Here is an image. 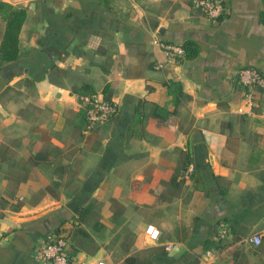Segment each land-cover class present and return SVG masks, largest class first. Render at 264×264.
Segmentation results:
<instances>
[{
    "label": "crops",
    "instance_id": "obj_1",
    "mask_svg": "<svg viewBox=\"0 0 264 264\" xmlns=\"http://www.w3.org/2000/svg\"><path fill=\"white\" fill-rule=\"evenodd\" d=\"M0 1L26 8L18 57H0V143L27 155L45 129L68 146L69 110L80 107L74 87L83 82L101 96L110 82L117 106L90 124L95 139L80 154L75 194L31 201L28 192L18 210L4 209L0 264H43L36 246L59 230L83 264H121L129 255L148 264H264V237L252 240L264 230V91L242 96L237 79L243 67L264 74V0H220L217 17L192 0ZM161 41H191L196 52L171 63ZM170 79L182 83L175 105ZM156 105L175 106L176 128L156 124ZM190 164L176 190L168 180ZM40 167L31 190L50 181ZM147 223L160 229L158 239L145 234ZM218 238L225 246L213 244Z\"/></svg>",
    "mask_w": 264,
    "mask_h": 264
},
{
    "label": "trees",
    "instance_id": "obj_2",
    "mask_svg": "<svg viewBox=\"0 0 264 264\" xmlns=\"http://www.w3.org/2000/svg\"><path fill=\"white\" fill-rule=\"evenodd\" d=\"M0 11L3 12L2 16L5 19V26L0 41V57L10 62L15 60L19 55V32L26 17V8L0 1ZM180 44L183 47L184 53L178 58V62L192 56L196 52V47L191 41ZM54 69L67 72V69L60 70L57 67ZM166 83L167 91L172 95V103L175 105L177 104V99L183 93L182 83L176 79H170ZM74 91L80 96L88 95L94 97L97 94L93 85L88 82H83L74 87ZM245 91L243 89L242 96L245 94ZM262 91L264 89L255 88L253 98L261 95ZM101 93L105 100L112 101L110 82L104 84ZM80 101L82 100L80 99ZM88 106V103H83L76 111L69 110L68 120L71 123L69 133L73 141L66 147L53 143L49 138L48 130L45 129L39 132L37 139L30 142V151L27 155L17 153L9 144L0 143V215L4 214V209L18 210L25 203V195L28 192L31 193V201H38L45 193L59 198L61 194L72 196L80 189L84 180L80 175L82 160L80 154L85 148L91 146V141L95 139V135L92 133L95 128L91 127L88 119ZM176 112L175 106L172 109H168L164 106L156 105V124L176 128ZM141 119L142 114H139L136 120L140 121ZM87 129L89 131L86 133L85 130ZM33 131H35L34 127ZM186 162L188 163V157ZM3 163L6 166L1 170ZM37 166L49 168L50 181L43 187L31 190L30 186L37 181L35 171V167ZM186 168L187 166L184 171ZM184 171L181 172L179 178H177V174H174L168 180V183L176 190H180L186 180L183 176ZM90 207L91 205H86L79 208L76 217L79 222L82 221L83 216ZM221 241L220 238L214 240V243L213 241H208L206 247L210 248L213 243L221 248L225 246ZM148 258L147 256L138 257L137 255H129L121 264H148Z\"/></svg>",
    "mask_w": 264,
    "mask_h": 264
},
{
    "label": "built area",
    "instance_id": "obj_3",
    "mask_svg": "<svg viewBox=\"0 0 264 264\" xmlns=\"http://www.w3.org/2000/svg\"><path fill=\"white\" fill-rule=\"evenodd\" d=\"M195 7L199 8L202 12L210 17H217L223 11V4L220 0H192ZM162 50L165 53L167 61L171 63H177L178 58L184 53L181 44L161 41L159 42ZM156 67H161V63L155 64ZM239 83L245 88L246 97H251V91L254 88L264 89V74L255 67H243L237 74ZM80 106L84 103H88V119L90 124L100 122L108 119L110 116L116 113L117 106L114 101H107L101 95L96 94L94 97L88 95L80 96ZM193 171V166L190 164L184 171V178L188 179ZM145 234L153 240L160 237V229L153 223H147L144 229ZM226 232L225 228H222L221 235ZM264 237V230L252 235V240L255 243H259ZM168 247L171 243L167 244ZM211 254L210 251H207ZM36 258L43 264H83L78 261L69 252V242L66 234L61 230L48 234L42 238L40 243L37 244L35 249ZM94 264H107L105 260L98 259Z\"/></svg>",
    "mask_w": 264,
    "mask_h": 264
},
{
    "label": "rangeland",
    "instance_id": "obj_4",
    "mask_svg": "<svg viewBox=\"0 0 264 264\" xmlns=\"http://www.w3.org/2000/svg\"><path fill=\"white\" fill-rule=\"evenodd\" d=\"M30 128H31V125H28V130L30 131ZM29 131H28V133H29ZM25 152V154H27V152H26V150L24 151ZM39 169V173H40V176H41V178H42V180H43V177H45V179L46 178H48L49 177V174H50V170L49 169H47V168H45V167H40V168H38Z\"/></svg>",
    "mask_w": 264,
    "mask_h": 264
}]
</instances>
